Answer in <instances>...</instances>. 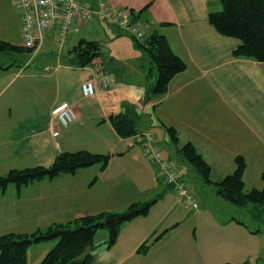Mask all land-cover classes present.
I'll list each match as a JSON object with an SVG mask.
<instances>
[{
  "label": "crops",
  "instance_id": "0c3cea01",
  "mask_svg": "<svg viewBox=\"0 0 264 264\" xmlns=\"http://www.w3.org/2000/svg\"><path fill=\"white\" fill-rule=\"evenodd\" d=\"M83 1L94 4L96 0ZM107 3L112 7L126 8L133 18L147 22L146 38L155 33L164 35L174 53L186 63V68L172 79L167 93L142 105L146 76L142 54L135 49L132 36L98 18L91 22L103 20L115 28L104 25V31L113 41L112 47L120 45L117 41L126 46V57L122 56V49L116 52L113 48L108 56V60H117V56L127 59L130 66L125 78L118 73L117 67L103 64L98 57L91 65L82 68L85 72L78 80H60L56 76V94L47 99V93L41 91L45 109L36 112L39 117L45 115L46 120L29 125H25V122L16 124L15 118L22 119L26 111L18 109L13 96L1 101L0 175L21 167L18 163L24 160L27 162L33 156L39 157L41 151H50L48 143L51 140L56 142L51 148L54 150L53 157L59 149H63L57 141L61 130L58 136L53 137L51 127L56 124L55 109L64 104L75 109L78 115L75 124L83 125L91 120L96 130L108 128L110 137L116 143L112 142L106 150L105 154L113 156L103 171L92 166L74 174H61L20 188L10 185L0 192V235L31 234L81 216L101 211L118 212L133 203H143L158 195L147 216L135 218L121 228L112 247L107 245V230L96 233V247L90 264H241L260 260L264 257V229L252 233L232 215L220 218L211 206L212 201L199 200V209L189 210L193 213L186 217L197 225V229L200 225L205 227L197 238L186 235L168 239V230L156 236L159 229L165 227L162 225H180L177 221L180 219L178 203L181 201L160 175L158 165L148 159L134 137L124 139L116 134L109 116L126 106L136 105L138 112L147 117L141 118L142 129L139 131H150L151 126L159 127L157 137L160 141L155 137L156 143L160 148L165 149L166 145L170 149L163 152V159L168 162L176 160L181 167L180 177L188 186L185 176L205 193L212 187L213 192L209 191L216 196L215 201H219L216 188L206 187L195 170L183 160H178L177 152L162 125L174 127L181 144L192 143L212 170L213 166L226 164L230 167L229 164L232 161L235 163L236 157L242 156L246 161L245 189H262L264 62L236 58L234 51L240 41L221 35L210 24L209 14L222 9V0H107ZM15 29L21 37V13L16 9L14 0H0V40L13 44L9 40ZM76 34H69L68 44ZM126 36L131 39L130 47L124 41L128 40ZM44 49L49 53H56L58 49V54H62L65 47H60L53 34H47L38 49L30 52L24 48L29 54ZM1 66L0 93L6 81L13 76L9 67ZM55 74L47 68L42 76L48 78ZM89 79L95 80L97 94L86 99L82 95L81 84ZM123 79L140 86L132 91ZM125 85V88H120ZM81 103L87 104L89 110H82L79 107ZM95 140L99 145L107 143L103 137ZM97 143L93 147L97 148ZM235 168L219 173L212 171L213 180L224 178ZM228 208L234 210V207ZM151 212L153 215H150ZM153 238L157 239L151 242ZM146 242H151L150 246L146 253H142L140 248ZM55 244V241H46L30 246L28 264H40Z\"/></svg>",
  "mask_w": 264,
  "mask_h": 264
},
{
  "label": "trees",
  "instance_id": "16d2710c",
  "mask_svg": "<svg viewBox=\"0 0 264 264\" xmlns=\"http://www.w3.org/2000/svg\"><path fill=\"white\" fill-rule=\"evenodd\" d=\"M209 22L221 35L240 41V45L234 51L236 58L264 62V0H222V9L210 12ZM132 40L135 49L142 54L143 66L146 68L145 91L141 100V104L146 105L154 97L168 92L172 79L186 68V63L174 53L164 35L155 33L143 42L133 37ZM102 47L99 41L81 39L69 50L70 63L85 68L102 55ZM24 48L0 40V54L19 52ZM28 50L33 52L34 49ZM141 118L147 117L138 112L136 105H132L110 115L109 121L120 138L134 137L136 141L135 136L142 133L138 128V121H141ZM162 127L169 135L178 160L186 162L205 184L214 186L219 197L240 207L251 203L256 209L264 208V188L245 191L246 161L242 156L235 158L236 168L233 173L214 181L211 165L195 146L192 143L181 144L174 127L166 125ZM136 143L140 145L137 141ZM112 156L88 151L60 152L50 167L39 165L22 170L15 169L7 175L0 176V192L5 191L10 185L20 188L35 181L53 179L61 174H74L80 169L92 166H99L103 171L108 167ZM156 201L157 199L153 202L133 203L122 212H101L81 216L31 234L0 235V264H28L27 254L30 246L46 241H55L56 244L40 264H90L96 247L95 236L99 230L108 231L107 245L112 247L121 228L135 218L147 216ZM261 230L259 227L254 233ZM149 246L147 242L144 243L140 251L146 253Z\"/></svg>",
  "mask_w": 264,
  "mask_h": 264
},
{
  "label": "rangeland",
  "instance_id": "374dc122",
  "mask_svg": "<svg viewBox=\"0 0 264 264\" xmlns=\"http://www.w3.org/2000/svg\"><path fill=\"white\" fill-rule=\"evenodd\" d=\"M98 19V18H96ZM106 21V20H105ZM105 21H95V22H86L76 33L74 39L70 41L71 43L65 44V49L62 52V54H58V49H56V53L53 52H48L45 49L39 53L36 54H29L26 50H21L17 52H12V53H6V54H0V63L5 65L6 67H9L13 71V76L11 78L14 79H8L5 83V88L4 90L0 93V102L4 101L6 98L9 96H13L14 99L17 101V106L20 111H26V116L23 117L22 119H19L18 117L15 118L16 124H21L22 122H25V125H29L30 123L33 122H43L45 119V115H42L39 117L37 115V111L39 110H44L45 106L43 101L41 100V91L47 93V99H51L54 97L56 94L55 92V84H56V76L59 77V79H69L71 81L78 80L81 75L85 72L82 68H79L77 66H74L70 63L69 57H68V50L69 48H72L75 44L78 43V41L81 38H84L86 40H96L101 42L103 45L102 47V55H100L98 58L102 59L103 64H113V66L117 67L118 73L124 77V75L129 71V64L126 57L125 52H126V46L121 43L120 41H117L120 45L116 48H113V41L110 39V35L107 34V32L104 31L105 26L109 27L108 22ZM105 25V26H104ZM110 28L115 29L114 27L110 26ZM127 37V36H126ZM13 44H15L18 47H24V42L22 39V35L20 37V34L16 29L14 30V35L10 37ZM128 40H124L125 43L127 44L128 47L131 45V39L129 36L127 37ZM115 50L116 52H120V49H122V56L123 58H118L117 60L113 58V60H108V56L111 55V50ZM131 55V54H130ZM49 68L52 69L53 72H55V75H52V77L45 78L43 77L45 75V70ZM71 68V69H70ZM18 73L19 75L15 77L14 74ZM37 75V76H32V75ZM43 75V76H42ZM10 80V81H9ZM123 82L126 84L128 82V88H131L132 91L136 90L140 84L137 83H132L130 81H125L123 79ZM125 86L120 88H125ZM25 97V98H23ZM23 99H26L25 101ZM82 110H89V107H87V104L81 103L79 105ZM121 110V109H120ZM120 112V111H119ZM139 122V129H142V123L141 121ZM76 123V122H75ZM72 124L71 126L68 127H63L60 125V130L62 132V136L60 135L57 138V141L60 142L62 145L63 149H59L58 153L60 152H78V151H88L91 153H98L99 154H105L108 150L107 148L112 145L113 139L110 137V133L108 131V128H100L98 130L95 129L94 124L91 120L86 121L85 124L82 125L77 123V124ZM150 131L158 140L160 139L157 137L159 134V127L157 126H151L149 127ZM60 134V131H59ZM105 136V137H104ZM97 137H103L105 140H107V143L100 144L96 142ZM94 140V141H93ZM110 140V141H109ZM132 141L134 139L132 138ZM162 141V140H161ZM55 141L51 140L49 144V149L50 151H41L39 154V157L33 156L31 157V161L27 160V162L23 163H18V166H21L19 168H12L11 170H22V169H27V168H33L36 166H45V167H50L56 157H53L54 155V150L51 148L55 145ZM94 143H97V148L93 147ZM110 143V144H109ZM116 143V142H114ZM109 144V145H108ZM53 145V146H52ZM164 153H166L170 150L167 149V146L165 145V149L161 148ZM171 152V151H170ZM231 162V160H229ZM170 165L173 166V168L178 172L179 176H181V167L176 163L175 159L169 160ZM233 162V161H232ZM232 162L228 165H223L220 167H214L213 166V173H219L222 171H226L232 167L235 168V163ZM95 167V166H94ZM99 167V166H97ZM96 167V168H97ZM95 168V169H96ZM177 168V169H176ZM11 170L7 171L4 174H1L0 176L7 175ZM212 173V177H213ZM217 176V175H216ZM189 186L191 187L192 191L195 193L198 201L202 202H211V206L214 208V212L219 215L220 218H225L228 215L234 216L236 218V221L243 224L246 228L249 229L250 232L254 233V230H257L259 227L264 229V208L259 207L256 209L254 205L251 203L248 204L247 206H236L223 198L219 197V201H215L216 196L212 195L210 191L213 192V188H209V190L205 192L201 191L200 188L197 187L196 183L192 182L189 180L190 178L186 177L184 178ZM38 182V181H35ZM32 184V183H30ZM28 184V185H30ZM15 186V185H14ZM27 186V185H26ZM212 185L206 184V187H210ZM23 187V186H22ZM247 191V188L245 189ZM158 195H153V197L149 198L145 202H153L156 200ZM212 198L214 200H212ZM176 199V198H175ZM177 201V199H176ZM227 205V206H226ZM154 206V205H153ZM152 206V207H153ZM228 207H234V210L232 211ZM126 208L121 209L118 212L124 211ZM178 211L180 215V219H178L180 225H162L165 226L157 232L156 236H160L167 232L168 230V239L170 237L174 236H189L192 239L197 238L199 234L205 230V227L200 225L197 229V225L193 223L192 221L186 219L187 216H190L191 213L181 202L178 203ZM102 212V211H101ZM99 212V213H101ZM103 212H112V211H103ZM96 213V214H99ZM153 212H151L150 215ZM94 214V215H96ZM163 232V233H162ZM181 233V234H180ZM151 240V242H154ZM149 242V244L151 243ZM251 264H264V257L260 258L258 261H252Z\"/></svg>",
  "mask_w": 264,
  "mask_h": 264
},
{
  "label": "built area",
  "instance_id": "2783aa9c",
  "mask_svg": "<svg viewBox=\"0 0 264 264\" xmlns=\"http://www.w3.org/2000/svg\"><path fill=\"white\" fill-rule=\"evenodd\" d=\"M16 9L21 13V35L24 47L38 49L47 34H53L60 47L65 46L69 34L77 32L86 22L102 18L119 29L125 31L135 40L143 42L146 39L148 23L133 18L126 8L112 7L107 0H96L95 3L83 0H14ZM82 95L90 99L97 94L94 79L85 80L81 84ZM56 124L51 127V135H59L60 125L68 127L78 120L75 109L67 104L57 107L54 111ZM142 146L145 155L156 163L160 175L166 184L178 195L183 205L190 211L199 209L200 203L178 172L163 159V151L157 145L155 136L142 132L135 136Z\"/></svg>",
  "mask_w": 264,
  "mask_h": 264
}]
</instances>
